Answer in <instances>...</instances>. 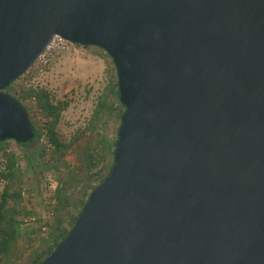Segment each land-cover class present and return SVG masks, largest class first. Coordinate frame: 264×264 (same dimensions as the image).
Returning a JSON list of instances; mask_svg holds the SVG:
<instances>
[{"label": "water", "instance_id": "1", "mask_svg": "<svg viewBox=\"0 0 264 264\" xmlns=\"http://www.w3.org/2000/svg\"><path fill=\"white\" fill-rule=\"evenodd\" d=\"M56 34L106 50L125 110L40 264H264V0H0V141L35 137L6 88Z\"/></svg>", "mask_w": 264, "mask_h": 264}, {"label": "rangeland", "instance_id": "2", "mask_svg": "<svg viewBox=\"0 0 264 264\" xmlns=\"http://www.w3.org/2000/svg\"><path fill=\"white\" fill-rule=\"evenodd\" d=\"M117 81L116 66L105 49L96 45L71 43L65 51L53 53L46 63L37 59L11 84L9 92L24 100L42 137L28 147L9 140L0 149V169L4 163V150L11 149L18 155L23 170L24 191L20 209L23 224L17 248L18 257L5 264H29L31 252L40 249L46 239H51L57 215L58 187L66 186V193L71 199L67 211L75 215L78 211L74 202L82 197L86 201L90 191L108 174L107 160L103 159L89 170L84 156L88 150L99 147L101 135L117 136L121 112L124 110L116 100L114 87ZM43 90L50 93L55 104H62L54 130L59 140L66 145L64 154L54 149L46 130L51 118L38 105V99L34 96V93ZM102 100L115 106L114 110L99 107ZM72 175L74 184L69 182ZM3 187L4 182L0 181V192ZM30 190L33 196L28 192ZM31 201L35 204H31ZM51 211L54 214L49 218ZM30 222H33V230L28 234L27 223ZM44 224L48 226L46 232L41 229ZM66 225L71 228L69 223Z\"/></svg>", "mask_w": 264, "mask_h": 264}, {"label": "trees", "instance_id": "3", "mask_svg": "<svg viewBox=\"0 0 264 264\" xmlns=\"http://www.w3.org/2000/svg\"><path fill=\"white\" fill-rule=\"evenodd\" d=\"M11 84L6 88V91H10ZM116 93V100L124 110L125 106L119 100L118 81L114 87ZM33 96V95H31ZM37 97L38 105L45 110L46 115L51 118L48 126L46 127L48 136L56 152L65 153L63 144L54 130V126L59 120L61 114L62 104H55L51 99V95L47 91H41L34 93ZM18 97V96H17ZM23 103L24 100L18 97ZM27 107V106H26ZM99 107H107L109 110H114L115 106L107 103L106 100H102L99 103ZM28 111L29 108L27 107ZM121 112V115L123 111ZM121 117V116H120ZM31 124L35 130V137L27 142L20 143L24 147H28L38 141L42 137V132L36 125H34L32 119ZM9 140L0 141V149L2 144H5ZM118 137H110L108 134H103L98 140L99 147L95 150H88L84 156L87 163V168L90 170L94 166L98 165L103 159L107 160L109 169L113 163V153L117 144ZM4 163L0 169V181L4 182V187L0 192V264L14 261L18 256V243L22 236V224L23 220L20 217V209L24 200L23 191V170L20 164V160L16 152L13 150H4ZM106 177V176H105ZM69 182L74 184L73 175L70 177ZM69 185L67 184V187ZM57 203H56V219L54 224V231L51 233V239H46L45 243L40 249H34L31 252L32 258H30L29 264H40L42 260L55 248V246L64 238L68 233L69 225L72 227L78 213L82 209L85 198L74 202V207L78 211L75 215L67 211L68 206L71 204V199L67 195L66 186L62 185L58 187ZM84 196V195H83Z\"/></svg>", "mask_w": 264, "mask_h": 264}, {"label": "built area", "instance_id": "4", "mask_svg": "<svg viewBox=\"0 0 264 264\" xmlns=\"http://www.w3.org/2000/svg\"><path fill=\"white\" fill-rule=\"evenodd\" d=\"M70 44L71 42L67 41L60 35L56 34L52 37V39L46 46L45 50L43 51V53L39 56L38 60H42L44 61V63H46L51 58L53 53H59V52L65 51L69 47ZM53 214H54V211H51L49 213V218L52 217ZM44 223L46 224L47 221H44ZM45 224L41 227V229H43L44 232L47 231V227H48Z\"/></svg>", "mask_w": 264, "mask_h": 264}, {"label": "crops", "instance_id": "5", "mask_svg": "<svg viewBox=\"0 0 264 264\" xmlns=\"http://www.w3.org/2000/svg\"><path fill=\"white\" fill-rule=\"evenodd\" d=\"M28 192L31 193L32 196H33L34 193H32V190H30V191H28ZM32 198H33V197H32ZM31 204L34 205L35 202L31 201ZM31 208H32V207H31ZM30 218H31V219L33 218V219H34V217H30ZM32 224H33V222L27 223V226H28V227H27V230H28L27 233H28V234H31V233H32V230H33V225H32Z\"/></svg>", "mask_w": 264, "mask_h": 264}]
</instances>
